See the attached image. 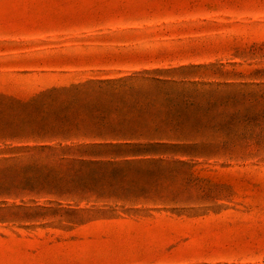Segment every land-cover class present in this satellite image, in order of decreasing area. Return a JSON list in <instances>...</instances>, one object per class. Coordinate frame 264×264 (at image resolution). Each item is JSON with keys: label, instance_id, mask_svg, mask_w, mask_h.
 Returning <instances> with one entry per match:
<instances>
[{"label": "rangeland", "instance_id": "374dc122", "mask_svg": "<svg viewBox=\"0 0 264 264\" xmlns=\"http://www.w3.org/2000/svg\"><path fill=\"white\" fill-rule=\"evenodd\" d=\"M155 69L159 132L78 152ZM0 264H264V0H0Z\"/></svg>", "mask_w": 264, "mask_h": 264}, {"label": "trees", "instance_id": "16d2710c", "mask_svg": "<svg viewBox=\"0 0 264 264\" xmlns=\"http://www.w3.org/2000/svg\"><path fill=\"white\" fill-rule=\"evenodd\" d=\"M161 70L142 71L133 74V76L104 81V84L110 85L109 94L114 97H120L123 101L121 110L114 108H101L100 116L95 118L91 126L84 129V133L90 134L94 141L85 145L84 149H78V152L93 153L102 148H120L130 147L138 148L140 145L135 143L141 139H149L158 131L156 114L161 108H169L172 105V92H166L164 86L176 84L174 81L161 78ZM158 96L161 97L159 102ZM115 113V114H114ZM158 121L157 123H159ZM70 130H65L63 134L69 135ZM43 149L53 150L50 146H44ZM70 151L68 147L60 149Z\"/></svg>", "mask_w": 264, "mask_h": 264}]
</instances>
